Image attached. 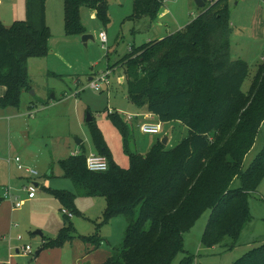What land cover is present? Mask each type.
Wrapping results in <instances>:
<instances>
[{
    "label": "trees",
    "instance_id": "1",
    "mask_svg": "<svg viewBox=\"0 0 264 264\" xmlns=\"http://www.w3.org/2000/svg\"><path fill=\"white\" fill-rule=\"evenodd\" d=\"M163 3L134 0L133 17L152 23ZM45 5L46 0H26V19L9 26L0 19V86L6 89L0 107L19 106L22 91L30 88V57L48 53L51 31L44 21ZM64 5L69 34L86 32L82 6L94 9L103 22L109 20V0H64ZM231 32L228 0H213L184 28L133 46L121 61L130 102L162 122L178 120L188 127V135L175 147L167 149L157 139L147 152H131V125L112 111L109 116L129 156L127 168L114 160L93 120L88 122L92 139L97 152L107 157L108 169L89 170L84 152L59 160L63 176L76 190L47 188L62 208L80 214L77 196L104 197L105 221L114 216L126 220L121 244L99 264H175L186 251L185 234L207 210L211 215L202 236L205 247L220 244L226 236L236 240L250 220V196L264 179V147L246 168L244 161L264 121V59L243 91L250 65L232 58ZM235 178L240 185L232 188ZM68 218L65 215L56 238L43 239V247L60 246L75 237L94 248L101 245V236L76 235ZM193 260L188 253L176 264ZM232 264H264V243Z\"/></svg>",
    "mask_w": 264,
    "mask_h": 264
},
{
    "label": "rangeland",
    "instance_id": "2",
    "mask_svg": "<svg viewBox=\"0 0 264 264\" xmlns=\"http://www.w3.org/2000/svg\"><path fill=\"white\" fill-rule=\"evenodd\" d=\"M164 1L157 18L148 24L144 18L133 17L134 0H109V20L106 23L94 9L82 6L81 23L85 33L94 36L86 45L82 40L83 34H69L65 30L64 0H46L44 21L51 31L48 53L42 57H30V88L22 91L19 106H9L3 112L0 110V264H77L80 260L82 263L85 261L86 247L90 243L82 242L79 237L60 246L43 247L42 244L44 238L49 240L58 236L65 219L64 207L47 188L75 190L72 180L63 176L56 154L53 159L52 147L65 145L68 139L67 154L77 150L88 156L97 151L90 126L85 120L90 113L93 122L103 132L114 160L124 168L130 165L123 136L109 112L114 111L122 117L139 114V119L144 122L146 109L129 101L127 76L121 61L130 53V47H138L153 37L161 39L184 28L203 9L194 0ZM212 1L208 0L206 7ZM228 4L232 24L231 56L233 59L242 58L250 65L249 75L242 86L246 92L264 59V0H228ZM27 17L26 0L0 1V19L4 24L11 25L15 18ZM101 31L107 34L105 47L99 36ZM107 72L108 83L101 82L98 77L107 75ZM90 77L100 83L101 91L90 87ZM30 112L33 117L29 116ZM161 124L162 133L156 138L161 140L168 136L167 149L175 147L188 135V127L178 120L161 121ZM131 130L129 150L147 152L154 135L143 134L137 128ZM75 138L83 139V143L77 145ZM26 145H31L27 151L24 148ZM263 147L264 121L254 147L244 161V168ZM16 154L28 155L31 158L30 167L38 172L33 179L40 184L37 198H28L24 188L30 179L25 177L12 185L3 176L7 171V160ZM50 171L51 174H48ZM239 185L240 179L235 178L231 187ZM6 187H10L9 196L5 195ZM21 199L25 201L16 206ZM104 199L77 198L75 205L80 214L68 218L66 223L72 224L76 235L101 236L105 248L111 244L119 246L125 234L126 221L124 216H114L105 221L107 203ZM210 215L211 210H207L185 234L186 251L176 257L175 264L188 253L194 257L192 264H232L248 250L264 243V179L250 196V220L236 240L226 236L220 244L205 247L202 236ZM37 230L43 234H35ZM232 243L234 246L229 247ZM26 245L31 246L30 253L22 250ZM39 249L42 251L36 257ZM100 258L97 254L91 262Z\"/></svg>",
    "mask_w": 264,
    "mask_h": 264
},
{
    "label": "crops",
    "instance_id": "3",
    "mask_svg": "<svg viewBox=\"0 0 264 264\" xmlns=\"http://www.w3.org/2000/svg\"><path fill=\"white\" fill-rule=\"evenodd\" d=\"M1 2H2V0H0ZM20 19H23V18H15V20L14 21H16V20H20ZM13 21V22H14ZM12 22V23H13ZM5 25H7V26H9L8 24H5ZM182 29V28H181ZM177 31V30H176ZM155 39H160V38H155V37H153V38H150L149 39V41L150 40H155ZM130 52V51H129ZM125 78V77H124ZM124 80H123V78H121V82H123ZM5 87H3V86H0V96L1 95H4V93H5ZM3 107H1V112H3L7 107H5V108H3ZM147 113H149V111H147L146 110V113H144L143 115H145V114H147ZM151 115L150 116H145L144 117V121H151V122H154V123H161V121H160V119L156 116V115H154V114H152V113H150ZM33 113L32 112H30L29 113V116L30 117H33ZM141 122V120L139 119V117H137V118H134V120L132 121V122H130L129 124L131 125V127L132 128H137V129H139V127H138V125H139V123ZM162 125V124H161ZM18 128H20L21 127V125H16ZM28 128H29V130H30V126H28ZM162 130H163V128H162ZM139 131H140V129H139ZM35 132H37V130L35 131ZM141 132V131H140ZM142 133V132H141ZM162 133V131L159 133V134H149V135H154L152 138H151V146H152V144L157 140V139H159V138H156V135H160ZM143 134H145V133H143ZM66 139H67V137H65ZM36 138H33L32 140H35ZM67 141V143L65 144V145H57L56 147H52L53 149H52V157H53V155L54 154H56V160L57 161H59L60 159H64V158H58V157H65V158H67L68 156H70V155H73V154H78L79 152L77 151V150H72L71 152H69V154H67V150H66V148H69V141H68V139L66 140ZM168 141H169V138H168ZM82 143H83V141H82ZM81 143V144H82ZM38 144H39V142H38ZM49 145V144H48ZM77 145H80V144H77ZM150 146V147H151ZM31 147V145L30 146H27L26 145V147H24L25 148V151H27V150H29V148ZM38 147V149H41V146H37ZM150 147L148 148V150L150 149ZM23 148V149H24ZM147 150V151H148ZM8 151H9V155L10 156H12V154H10V149L8 148ZM12 152V151H11ZM94 152H97V151H94ZM25 154V153H24ZM20 156V154H16V156ZM22 155V154H21ZM63 155V156H62ZM9 156V157H10ZM21 158H22V160H23V162L27 165V166H30V162H31V158H29L28 157V155H22L21 156ZM25 158H28V159H25ZM53 159H54V157H53ZM7 163H8V165H7V171H5L4 173H3V176H4V178H6V180H8L9 181V183H11L12 185L13 184H15V182H16V180H20V179H23V178H28L29 179V175L25 172V171H22V170H19L18 168H17V166H16V164H15V162L12 160V159H8L7 160ZM21 171V172H20ZM23 173V174H22ZM48 174H51V171L48 173ZM37 177V176H36ZM37 184L38 185H40L39 184V182H37ZM40 187V186H39ZM55 188H59V189H65V190H68L67 188H61V187H55ZM70 191V190H69ZM76 190H73V192H75ZM38 197V195L36 196V197H34V198H37ZM79 197H83V196H77V198H79ZM76 198V199H77ZM31 199H33V198H31ZM22 200V202L23 201H25V199H21ZM105 200V199H104ZM71 218V217H70ZM126 221V220H125ZM103 239V238H102ZM82 242H84V243H87V242H85V241H83L82 239H80ZM102 243H103V241H102ZM102 243H101V245L99 246V247H97V248H94L91 244H89V245H87V247H86V257H84L83 259H85V261L82 263V261L80 260V261H78V263L77 264H99V263H102V262H104L111 254H112V248L114 247L112 244L109 246V248H105V247H103V245H102ZM88 244V243H87ZM18 252H19V250H18ZM41 253V252H40ZM97 254H99V256L101 257L100 259L101 260H98V261H94V262H91V258H94ZM39 256V255H38Z\"/></svg>",
    "mask_w": 264,
    "mask_h": 264
},
{
    "label": "built area",
    "instance_id": "4",
    "mask_svg": "<svg viewBox=\"0 0 264 264\" xmlns=\"http://www.w3.org/2000/svg\"><path fill=\"white\" fill-rule=\"evenodd\" d=\"M99 36H100V39L102 41V46L105 47V43L108 40L106 32L101 31ZM132 50H133V47H130L129 51L131 52ZM108 74L109 73L107 72V75L106 74L101 75L98 77V79L101 82L108 83V80L106 78V76H108ZM89 85H90V87H92L93 89H95L97 91L102 90L100 83L97 80H95L94 78H92ZM138 115L126 114V116L123 118L127 123H130L134 120V118H137ZM150 115H151L150 113H147L144 116H150ZM138 127H139L140 131L142 133H145V134H159L162 131L161 123H154L151 121L140 122ZM12 160L15 162V164L19 170L25 171L29 175L30 180L28 181V184L24 187L26 189V191L28 192V198L36 197L37 196V189H38L39 185L33 179L36 176H38V172L35 169H32L30 166H27L26 164H24L21 156L17 155L14 158H12ZM86 163H87L88 169L91 171H94V172L106 171L109 167V162H108L107 157L102 155V154H99L98 152H91L86 157ZM10 194H11L10 193V187H6L5 188V195L9 196ZM15 198L18 199L17 196ZM21 202H22V200H18V202L16 203V206H18ZM62 211H63L64 215L68 216L69 218L74 216L73 213L67 208H63ZM22 250L24 252L30 253L31 252V246L26 245L24 248H22Z\"/></svg>",
    "mask_w": 264,
    "mask_h": 264
},
{
    "label": "water",
    "instance_id": "5",
    "mask_svg": "<svg viewBox=\"0 0 264 264\" xmlns=\"http://www.w3.org/2000/svg\"><path fill=\"white\" fill-rule=\"evenodd\" d=\"M195 3L197 4L198 7L200 8H205L207 3H208V0H194ZM90 39H94V36L92 34H89V33H84L83 36H82V40L85 42V44L87 45V42L90 40ZM89 80H92V77H90ZM54 97V96H53ZM86 122H90L93 120V117L90 113H87V116L85 118ZM76 140V143L77 144H81L83 139L81 138H75ZM162 143L164 144H167L168 143V136H164L162 139H161ZM35 234H40L42 235V231L40 230H37L35 231ZM42 251V249H39L38 251H36L35 253V256L38 257V255L40 254V252Z\"/></svg>",
    "mask_w": 264,
    "mask_h": 264
}]
</instances>
